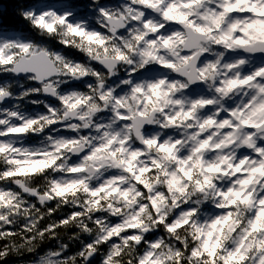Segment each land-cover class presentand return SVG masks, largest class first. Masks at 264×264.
Masks as SVG:
<instances>
[{"label": "clouds", "instance_id": "obj_1", "mask_svg": "<svg viewBox=\"0 0 264 264\" xmlns=\"http://www.w3.org/2000/svg\"><path fill=\"white\" fill-rule=\"evenodd\" d=\"M41 3L0 0V264H142L149 253L152 264H209L191 249L210 231L222 245L215 264L237 249L243 259L234 264H264V231L246 233L253 207L228 195L247 179L235 166L264 149V127L249 131L231 113L264 102V77L227 88L264 68V0H91L93 15L78 20L74 10ZM169 9L186 21L167 18ZM7 13L35 38L6 27ZM40 17L67 19L49 31ZM182 37L198 46L186 52ZM39 50L51 54L47 72L31 68ZM225 120L232 124L221 126ZM205 140L208 147L196 151ZM244 190L264 200V178L256 174ZM156 232L163 235L147 239Z\"/></svg>", "mask_w": 264, "mask_h": 264}, {"label": "snow or ice", "instance_id": "obj_2", "mask_svg": "<svg viewBox=\"0 0 264 264\" xmlns=\"http://www.w3.org/2000/svg\"><path fill=\"white\" fill-rule=\"evenodd\" d=\"M146 4H150L151 0H144ZM185 6H191L190 4L185 5ZM255 11V7L252 9ZM225 11L231 12L233 11L232 7L226 8ZM54 15V14H53ZM165 15L167 18L171 20L177 21V23H184L186 21V17L182 14H172V9H169L167 12H165ZM66 17H55L53 23H46L44 17H40L37 21L39 26L48 29L49 31L54 30V24L56 22L60 24H64L66 22ZM150 27V25H149ZM69 29L71 33H74L75 35L78 36H84L85 34L80 31V29L76 26L69 25ZM153 31H157L156 28L152 29ZM196 32L198 33H203L204 29L203 28H196ZM137 39H141V37H137ZM185 47V51H190L192 48H195L198 46V40L195 37H182ZM87 40L90 42H96L100 45L104 44V40L101 39L98 35L95 34H89L87 35ZM171 42V38L168 39H163V44L165 46H169ZM155 43V38H153V44ZM27 47L25 48V51H27ZM33 55V60L30 62L32 70L38 72V73H43L47 72L49 62L51 59V54L39 50ZM145 56H148L150 58L156 59L158 58L154 52L147 51L144 53ZM123 58V57H121ZM190 59V57L185 56L182 64L185 66L187 65V61ZM166 67L174 68L179 71V68L176 64L171 63L165 65ZM190 77V73H186ZM260 77H264V68L259 69L252 75L245 76L243 78H236L231 80L230 82H227V88L228 90H234L235 88L238 87H246L253 81L257 80ZM160 85H151V91L154 96H159L160 92L158 91ZM140 89H137L139 91ZM260 91L264 93V88H261ZM204 103H211L210 101L205 102V101H198L196 104H204ZM195 107V105L193 106ZM144 113H140V116L143 117ZM186 117L191 116V112L185 113L184 114ZM225 115V113H221V116ZM232 116L238 117L237 122L242 125L243 127H246L249 129V131L259 128V127H264V102L261 103H254V104H248L245 108L244 111H240L239 109L237 112L231 113ZM121 120L124 121H129L133 120V117L130 116H120ZM170 122H172V119L170 118ZM211 122V121H210ZM232 122L225 120L223 122V125H231ZM14 131H24V129H14ZM113 143L112 140L108 142V145L103 146L101 149H98L100 151L105 150V148L110 147V145ZM149 145L154 144L155 141H148ZM261 144H264V141L260 142ZM209 142L207 140L203 141L200 146L196 149V151H200L202 149H205L208 147ZM160 150L163 152H172V148L169 147L168 145H161ZM257 159L256 160H241V163L239 165H236L234 168V171L236 173H242L247 177V179L241 180L240 184L242 185L240 190L233 189L228 195H232L235 197V199L232 201L234 204L239 203V202H244L253 207L252 215L249 221L248 229L246 230L247 234H252V233H257V232H262L264 231V200L260 201H253L251 196L247 194V192L244 190L247 186L250 184H253L256 182V174H259L261 178H264V160H260L261 156H264V149H260L256 153ZM251 164L252 167L249 168L246 172L244 171V166ZM131 170V169H129ZM74 172L80 171V169H73ZM181 171H184V169H181ZM209 172H218L220 169L218 167H209L208 168ZM185 175H187L189 178H191V173L185 171ZM139 179V177H137ZM70 190V189H68ZM65 190H62V192ZM103 191V189H101ZM93 196L98 195L97 192L92 193ZM254 195V193H253ZM230 219V218H228ZM228 220L226 219L224 223H227ZM187 223V221H185ZM217 223H220V221H217ZM182 224H177L172 226L169 231H175L177 227H182ZM215 228V224L212 226ZM197 232L199 233L200 230L197 229ZM159 244H154L152 247H159ZM222 247L220 240H216L213 242V233L210 231L207 233V239L204 240L203 244L201 245V248L197 249L195 247H192L191 249V255L194 258H202L205 254L209 257V264H215V257L217 255V251L220 250ZM151 253L148 254V256L142 261V264H152L151 261ZM224 260V264H234L235 261L242 260L243 257L240 256L239 250L237 249L234 252L229 253L227 256L222 257ZM157 264L159 262L157 261Z\"/></svg>", "mask_w": 264, "mask_h": 264}, {"label": "trees", "instance_id": "obj_3", "mask_svg": "<svg viewBox=\"0 0 264 264\" xmlns=\"http://www.w3.org/2000/svg\"><path fill=\"white\" fill-rule=\"evenodd\" d=\"M90 2L91 0H42V3L40 6L55 8L57 11H63V10L73 11L74 10L75 15L74 17H72V19L78 20V19H88L90 15H93V13H90L88 10V4ZM116 2L117 0H101L102 5L112 4ZM90 24L93 28H97L100 31H104V29L100 28L97 24H95L94 21H90ZM4 25L8 28L16 29L21 32L27 33L28 35L35 38V33L32 32V30L29 28L27 23L13 14H10V13L5 14ZM54 46L60 47L59 45H55V44ZM66 51H69V54L71 55L78 56V54H76L75 52H72L70 50H66ZM34 141H35V138H32L28 141V143H33ZM69 211L71 210L65 209L64 214H67V212ZM55 218L60 219L62 218V216L60 214H56ZM46 222L47 221H45V223ZM114 222H115V218H114ZM162 235H163L162 232L152 233L147 237V239L152 241V240H155L158 236H162ZM144 247L146 246L142 245L141 250H143ZM98 259L99 257H97V260Z\"/></svg>", "mask_w": 264, "mask_h": 264}, {"label": "rangeland", "instance_id": "obj_4", "mask_svg": "<svg viewBox=\"0 0 264 264\" xmlns=\"http://www.w3.org/2000/svg\"><path fill=\"white\" fill-rule=\"evenodd\" d=\"M64 11V10H63Z\"/></svg>", "mask_w": 264, "mask_h": 264}]
</instances>
